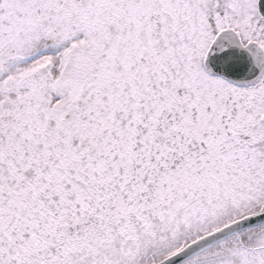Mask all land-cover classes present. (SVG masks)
I'll list each match as a JSON object with an SVG mask.
<instances>
[{"label":"snow or ice","instance_id":"obj_1","mask_svg":"<svg viewBox=\"0 0 264 264\" xmlns=\"http://www.w3.org/2000/svg\"><path fill=\"white\" fill-rule=\"evenodd\" d=\"M0 264H264V0H0Z\"/></svg>","mask_w":264,"mask_h":264}]
</instances>
